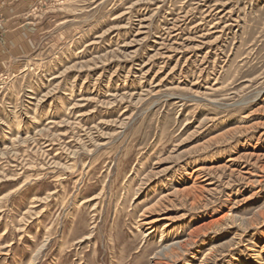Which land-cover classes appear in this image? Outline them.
I'll use <instances>...</instances> for the list:
<instances>
[{"label": "rangeland", "instance_id": "obj_1", "mask_svg": "<svg viewBox=\"0 0 264 264\" xmlns=\"http://www.w3.org/2000/svg\"><path fill=\"white\" fill-rule=\"evenodd\" d=\"M18 18L0 264H264V0H35Z\"/></svg>", "mask_w": 264, "mask_h": 264}, {"label": "crops", "instance_id": "obj_2", "mask_svg": "<svg viewBox=\"0 0 264 264\" xmlns=\"http://www.w3.org/2000/svg\"><path fill=\"white\" fill-rule=\"evenodd\" d=\"M35 0H0V10L5 21L0 26V63L9 58L11 44L7 41L13 36L16 39L15 51L18 54L24 52V45H18V42L24 40V28L19 24V15H21L29 7L30 3ZM7 39V40H6ZM24 46V47H23Z\"/></svg>", "mask_w": 264, "mask_h": 264}, {"label": "built area", "instance_id": "obj_3", "mask_svg": "<svg viewBox=\"0 0 264 264\" xmlns=\"http://www.w3.org/2000/svg\"><path fill=\"white\" fill-rule=\"evenodd\" d=\"M2 20H3V18H2L1 14H0V23L2 22Z\"/></svg>", "mask_w": 264, "mask_h": 264}]
</instances>
